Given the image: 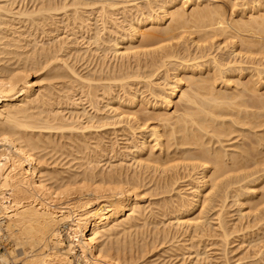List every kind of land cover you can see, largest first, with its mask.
Instances as JSON below:
<instances>
[{
    "label": "bare ground",
    "instance_id": "6f19581e",
    "mask_svg": "<svg viewBox=\"0 0 264 264\" xmlns=\"http://www.w3.org/2000/svg\"><path fill=\"white\" fill-rule=\"evenodd\" d=\"M236 233L264 264V0H0L14 264H219Z\"/></svg>",
    "mask_w": 264,
    "mask_h": 264
},
{
    "label": "rangeland",
    "instance_id": "374dc122",
    "mask_svg": "<svg viewBox=\"0 0 264 264\" xmlns=\"http://www.w3.org/2000/svg\"><path fill=\"white\" fill-rule=\"evenodd\" d=\"M110 57H111V58H110ZM109 58H110L111 61L114 60V59H112L113 57H112L111 55L109 56ZM115 59H116V58H115ZM130 157H131V156H130ZM130 157H128V158L130 159ZM128 158H127V159H128ZM185 185H186V184H185ZM229 209L232 210V212H231V210H229V211L231 212V214L234 213V216L232 215V216H233L232 219L234 220V217H235V220H236V217H237V216H236V214H235L236 212H234V211L237 210V207H236V209H235L234 207L229 208ZM230 216H231V215H230ZM232 216H231V217H232ZM240 234H241V233H236V234H234L233 237H236V238H234V239H235V240H234L235 242H234V244H232V245L229 246L230 248L227 247V250H226L227 253H226V252H225V253L223 252L224 248H221L222 252H221L220 248H219L220 251L217 250V249H218L217 246H212V247H215V248L210 247L209 249H210L211 251L207 248V249L209 250V251L207 250V252L209 253V255H210V252L215 253V255H214L213 253H211V257H212V255H214L212 258H214L215 260L218 259L217 262L219 261V264H223V263H224V264H228V263H229V264H231V263L234 264V263L237 261V258H238V260H239V256L242 258L243 255L245 254V252H247V251H245V250H247V248H246V247H247V246H246L247 244H244L245 246H244V245H241V244L239 243V242H240L239 239L237 238V236H239ZM236 239H237V241H236ZM12 240H13L14 242H16L14 238H12L11 240H9V241H10L9 243L3 242V241L0 242V244H1V245H0V247H1V248H0V257H2V256L6 257V258H7V263H10V264L21 263L22 259H20V260H19V259L14 260V259L11 258V257H13L14 254H15V253H14V252H15L14 250H16V244H15ZM237 242H238V243H237ZM13 243H14V245H13ZM235 244H236L237 246H236ZM239 244H240L241 246H240ZM233 246H234V247H233ZM239 246H240V248L237 249ZM166 247H168V245H167V246H163V248H166ZM220 247H222V246L220 245ZM231 247H232V249H231ZM243 247H244V248H243ZM27 248H29L27 251H30V246H26V249H27ZM213 249H214V251H213ZM228 249L231 250V251H230L231 254L229 253V250H228ZM240 249H242V250L240 251ZM232 251H233V252H232ZM239 251H240V252H239ZM242 251H243V252H242ZM218 252H219V253H218ZM235 252H236V253H235ZM216 253H217L218 255H216ZM220 253H221V254H220ZM241 253H242V254H241ZM227 254H228V256L226 257ZM233 254H234V255H233ZM240 254H241L242 256H241ZM222 255H224V256H222ZM230 255H231V256L233 255V256L231 257ZM220 256H222V257H220ZM223 257H224L225 259H224ZM212 258H209V259H210V260H214V259H212ZM220 258L222 259V261H221ZM219 259H220V260H219ZM228 259H230V260L233 259V260H232L231 262H229L230 260H228ZM234 259H235V260H234ZM161 260H162V264H165V263H166V264H169L168 262L165 261L164 258H162ZM161 260H160L159 262H157L156 264H161ZM163 260H164V262H163ZM215 260H214V261H215ZM224 261H225V262H224ZM234 261H235V262H234ZM23 262H25V261H22V263H23ZM222 262H223V263H222ZM245 262H247V259L244 260L243 262H241L240 264H244ZM170 264H172V262H171ZM173 264H174V263H173Z\"/></svg>",
    "mask_w": 264,
    "mask_h": 264
},
{
    "label": "built area",
    "instance_id": "2783aa9c",
    "mask_svg": "<svg viewBox=\"0 0 264 264\" xmlns=\"http://www.w3.org/2000/svg\"><path fill=\"white\" fill-rule=\"evenodd\" d=\"M1 248V247H0Z\"/></svg>",
    "mask_w": 264,
    "mask_h": 264
}]
</instances>
